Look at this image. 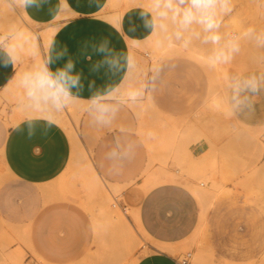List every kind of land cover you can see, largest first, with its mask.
Wrapping results in <instances>:
<instances>
[{"label":"crops","instance_id":"crops-1","mask_svg":"<svg viewBox=\"0 0 264 264\" xmlns=\"http://www.w3.org/2000/svg\"><path fill=\"white\" fill-rule=\"evenodd\" d=\"M0 3L3 4L2 20L6 25V3L4 0H0ZM21 5L32 21L45 25L37 32L47 26L56 29L46 49L43 48L41 41L35 46L30 44L25 47L22 44L23 38L17 37L11 46L12 53L18 60L25 58V63L30 62L27 73H34L42 67H48L52 73H56L61 69L66 70V65L72 62L74 69L69 75L79 76L78 86L69 89V98L75 105L77 103L76 112L85 109L91 101L90 98L104 97L98 101L109 103L115 112L119 108L129 111L136 117L139 128V117L133 103L147 102L159 113L165 126L167 128L171 126L170 146L159 149L167 152L179 166L181 163L183 166H192L198 160L206 165L215 164L216 180L230 188L224 183V179L227 172L234 170V166L228 169L222 167L221 158L214 149H210L205 138L189 146L187 144L189 129L179 128L177 119L170 112L171 108H168V111L161 103V69L172 65L174 61L177 64L184 62L201 70L203 66L206 74V80L204 75L202 77L205 92L202 94V101L193 111V121L198 122L199 118L200 121L207 119L208 112L205 113V109L214 114H209L210 117H216L217 114L218 117L220 112H222L220 116L227 113L232 123H236L238 127L252 126L251 138L254 141L256 156L257 138L261 140L264 151V67H248V61L256 56L262 45L257 42L256 36L264 32L258 28L260 21L264 27V11L255 6V3L242 6L229 14L205 45H200L193 38L191 25L184 27L179 20L174 22L170 18L164 20L166 30L160 28L158 23L155 34H152L151 15L142 16V12L151 9V0H30L31 6L25 8L22 3ZM219 14L221 12L218 10ZM8 16L10 18V15ZM250 28L254 29L252 33L247 32ZM214 34H218L220 39L213 41ZM37 37L39 40L38 35ZM38 47L40 55L32 56L29 60L28 52L37 50ZM221 48L227 59L220 56ZM12 53L0 41V98L10 101L22 100L26 98L27 90L21 84L23 78L17 76L16 61ZM214 54L221 59L218 57L214 59ZM178 55H184L188 59ZM212 58L214 60H210ZM214 67L225 69L226 83L224 79H220L222 77L215 80L212 71L215 70ZM147 71L150 77L146 89L144 80L139 78L138 74L141 72L146 74ZM252 78H255L259 85L258 92L253 93L247 89L236 92L234 86L237 81L243 84V81ZM220 88H223V94L227 88L226 95H219L222 91ZM132 92H139L140 95L136 99H131L129 94ZM213 92L217 93L218 97L214 96ZM50 102L49 99L37 103L30 97L24 109L19 110V105L15 106L10 113L8 125L0 120L1 164L9 175L24 185V188L11 191L19 200L8 197L0 200V211L4 212L3 218L10 225H20L24 217L32 215V250L35 256H42L44 261L49 262L93 256L98 236L90 232V221L82 215L79 207L66 203L43 206L38 198L44 196L42 193L52 190H58L62 194H73L76 180L80 182L81 189L93 196L96 180L99 179L88 156L81 152L80 142L79 145H74L69 127L64 126L48 112ZM63 110L73 124L79 141L70 110L67 107ZM49 122H52L51 127L48 126ZM141 138L148 146L142 135ZM173 141H177L176 145ZM120 147L124 148L123 145ZM182 152L188 155L187 158H183ZM77 153L78 160L75 159ZM191 153L202 155L193 159ZM179 158L181 162L178 161ZM182 159H185L184 162ZM141 163L138 161V170ZM179 166L173 170L164 161L151 169L152 173L159 175L165 171L178 172ZM106 172L112 181H117L116 185L112 186L118 185V189L113 188L118 191L120 189L118 203L124 208L128 224L135 231L137 239L144 242L139 248L143 251L147 248V251L139 255L132 264H180L181 258L186 256L182 253L185 247L193 250V256H200L199 259H194L193 264H202L206 259H211L212 256H207L209 254L206 250H200L197 243H190L192 238H205L208 249L212 250L213 256L220 259L244 264L256 260L259 256L257 261L250 263L264 264V217L258 215L264 211L252 204H234L232 198L229 199L241 194L219 198L205 209L190 185H186L196 182L192 175L186 172L181 175L182 178H177L178 181L166 180L167 178L162 175L158 182L148 186L144 182L147 179L146 173L142 175L138 172L134 175L132 170L115 171L108 166ZM256 172L257 167L249 169L246 175L244 174V180L250 181L248 185L242 181L239 183L250 190L251 179ZM103 182L105 184H102L103 187L108 186V189L112 187L104 180ZM244 195L243 197H246ZM98 201L101 203V200ZM116 226L117 239L123 244L129 240V230H126L128 229L126 224H119L118 228ZM2 233L0 228V234ZM123 235L126 240H121ZM0 240V247L3 248L5 243L4 250L8 251L7 243L2 241L4 238L1 237ZM169 246L173 250L168 249ZM126 249L122 256L124 255V260L128 261L129 251ZM9 252L22 255L19 249L12 251L10 249ZM28 256L33 255L28 252ZM0 264L12 263L8 258L0 256Z\"/></svg>","mask_w":264,"mask_h":264},{"label":"rangeland","instance_id":"rangeland-1","mask_svg":"<svg viewBox=\"0 0 264 264\" xmlns=\"http://www.w3.org/2000/svg\"><path fill=\"white\" fill-rule=\"evenodd\" d=\"M6 2L9 1L6 0ZM231 3V12H221V14L217 15L219 26L223 25L229 14L237 11L242 6L255 3V6L264 11V0H232ZM3 10V4L0 3V34H2V36H0V41L4 43L12 53L11 46L20 35L21 28L14 30L8 29L2 20L4 18ZM258 21H260V19H258ZM31 26H34L33 29L39 30L45 25H22V27L27 28L31 33L29 36L23 38L22 44L25 47L33 44L32 42L39 43L38 37H36V31H32ZM190 27L194 33L193 38L200 45H205L211 34L216 31V29L206 30L204 26L200 24H192ZM258 28L259 30H264L261 21ZM35 55H40V47H38L37 50L28 52L27 57L30 56L29 60H31V57ZM178 56L186 57L184 55ZM14 58L16 61L17 76L23 78L27 73L30 62L28 61L25 63V58L22 60H18L15 56ZM248 62V67H264V44L259 47L256 52V56ZM201 67L202 70L194 68L190 64L186 65L184 62L177 64V62L174 61L172 65L162 68L160 71V77L162 79L160 84L161 103L167 110L168 108H171L170 112L178 120L179 126H181L182 129H189V138L187 141L189 146L193 142H196L201 138H205L209 142L210 149H214L217 156L221 158L223 163L221 164L222 167L224 166L228 169L230 166H234V170L227 172V177L224 179V183L227 186H230L229 192L226 193V195L223 194L219 196L217 199L229 195L232 196L241 194V196H234V198L230 197L229 199L232 198L234 204H252L257 206L258 209L260 208L264 211V151L259 156L258 153L256 156L254 152V141L251 138L252 126L241 125V127H238L236 123H232L230 118L227 116V113L220 116L218 119L216 117H208L207 119L198 122H194L192 119L193 111L202 101V94L204 95L203 92H205L202 84V77L204 75L206 80V74L205 68L203 66ZM138 77L144 80V87L147 89L146 86L148 85V79L150 77V75H148V71L146 74H143L142 72L139 73ZM200 98L201 100H199ZM29 99L30 97L28 94L26 98L22 100L10 101L3 97L0 98V120L2 122H6L8 125L10 113L14 108H16L15 106L19 105V110L24 109L25 105L29 102ZM97 103L101 105H108V111L101 114L97 104H93L90 101L85 109L76 112V115L72 117L74 118L72 121L77 128L80 146L95 167L97 176L102 182L104 180L109 185L117 183V181H112L110 176L107 174L106 166L115 171L132 170L134 175L138 172L143 175V173H146L145 169L147 167L155 168L162 164V162L166 161L168 167L175 170L177 165L168 156L167 152L160 150L159 148H151L150 150V147L144 144L141 135L137 131L138 121L132 113L123 108H119L118 111L115 112L112 110L111 105L104 101H98ZM101 116L102 118H98ZM121 145H123L124 148L120 147ZM201 155H193L191 153V157L193 159L196 157L198 158ZM152 156L154 157V160H152ZM75 159H79L78 153L76 154ZM138 161L142 162L139 170ZM251 163L253 164L250 165ZM256 167L257 172L251 179L252 188L249 190L245 185H248L250 181L244 180V174L246 175V172L249 169ZM149 173H152V169H150ZM146 174L148 176V173ZM190 175H192L193 179L197 181L193 172H190ZM240 181H242L245 185L239 183ZM177 183L184 185L181 182ZM74 187L75 193L73 194H62L59 193L58 190L42 193L44 196L38 198L41 200L40 204L43 206H49L66 203L79 207L83 212L82 215L90 221V232L95 235L97 226L95 225L94 218L98 214L97 212L99 206L102 205V202L99 203L95 196H91L89 193L81 189V185L78 180L74 181ZM21 188H24V185L15 177L9 175L3 168L0 155V200L2 201L7 197L13 200H19V197L11 191ZM113 194L114 198L116 197L117 200L112 198L113 196H109V198L105 200L106 204L104 205L106 206L109 203L106 206L109 210L119 209L116 206H113V203L120 200V194L116 191H114ZM244 194L246 197H243ZM109 205L111 206L109 207ZM120 208L124 211L122 206ZM258 215H262L264 217V212ZM0 217V228L4 231L5 237L3 238L7 243V247L11 250H21V264H40L41 262H44L45 264H94L95 262V259L92 256H80L79 258H69L61 261H44L42 256H35L36 254L32 250V215L24 217L20 222V225H10L6 222L3 218L5 217L3 211H0ZM132 231L135 239L133 237V240L132 237H130L128 241L130 247L128 255L129 260H125L128 263L135 261L139 255L147 251V248H145L146 251L139 248L140 244L142 246L144 242L138 240L135 231L133 229ZM90 247L91 245L88 246V251H90ZM28 252L32 253L33 256H28ZM192 252L193 250L190 247H185L182 251L183 254L191 255L189 256L190 264L195 262ZM206 253L209 254L207 256H212V258L206 259L202 264H240L213 256V252L210 248L206 250ZM258 258L259 256L256 260L249 261L246 264L255 262Z\"/></svg>","mask_w":264,"mask_h":264},{"label":"bare ground","instance_id":"bare-ground-1","mask_svg":"<svg viewBox=\"0 0 264 264\" xmlns=\"http://www.w3.org/2000/svg\"><path fill=\"white\" fill-rule=\"evenodd\" d=\"M4 2L6 3L5 6H6V13H7L6 14V16H7V21H6L7 28L10 29V30L21 28V33H20V35L18 37L24 38L26 36H29V34H31L30 31L27 28L22 27V25L23 24L32 25V24H37V23L35 21H32L26 15V13L23 11V9L21 7L22 6L21 5V0H12L11 2H6V0H4ZM8 15H10V18H9ZM31 27H32V31H36L37 35L39 36V42L41 41V43L43 45V48L46 49L48 44H49V42H50V40H51V38H52V36H53V33L55 32L56 28L53 27V26H47V27H45V28H43V29H41L40 31L37 32L36 29H33L34 26H31ZM32 43L34 45H37L38 42H32ZM217 51H218V49H217ZM220 51H222V48H221ZM221 53L224 54L223 51ZM213 56H215V54ZM217 57L215 56L213 58L215 59ZM213 58L210 59V60H214ZM204 59H206V58H204ZM216 60L218 61V59H216ZM218 63H219V61H218ZM221 66L222 65H218V67H221ZM218 67L216 69L214 67L215 70H212V71H214L213 75L215 76L216 79L214 77H211V78L217 80V78L222 77L220 79H224L223 81H224V83H226L227 82L226 71H225V69H223V68L219 69ZM223 81H222V84H223ZM217 83H219V82L217 81ZM217 85L219 86V84H217ZM223 86L226 87V85H223ZM224 90H225V88H224ZM226 90H227V88H226ZM226 90L224 92L225 95H226ZM215 91H217V89ZM214 92H213V94H215ZM222 92H223V90L221 91V93ZM221 93H219V95H224L223 93L222 94ZM216 94L214 96L218 97ZM219 99H221V97H219ZM219 103H220V101H219ZM66 104H67V108L71 112L72 117L74 115H76V105H77V103L75 105L73 103V100L68 98L67 101H66ZM221 104L223 105V101H222ZM133 106H134V108H135V110H136V112L138 114V117H139L138 132L145 139L146 143L150 147V150H151V148H161V149L168 148V146H170V142L169 141L171 140L170 139V134L171 133L169 134V131L172 132V130H170L171 126L170 127L168 126L169 128H167V126H165V124H164L165 122L160 118L159 113H157L154 109H152V107L149 106V104L147 102L133 103ZM48 109H49L48 112L50 114H52L55 118H57L64 126H66V127L68 126L69 127V131H70V134H71V136L73 138L74 145H77V144L79 145V141H78V138L76 136V133H75V130H74V126L70 122V119L65 114L63 108L58 109L56 107V105L51 101L49 103ZM205 110H206L205 113L208 112V115L212 114L209 111H207V109H205ZM222 110H223V108H222ZM213 112H214V110H213ZM217 113H219V112H217ZM221 113L222 112H220L218 117H217L218 114L216 115L217 119L220 118ZM208 115H207V117H210ZM212 115H214V114H212ZM197 117H199V116H197ZM72 119L74 120V118H72ZM199 119H198V121H200ZM179 128H181V126ZM180 132H181V130H180ZM174 134H176V133H174ZM177 136H178V134H177ZM180 136H182V135H180ZM183 136H184V134H183ZM172 139H174V138H172ZM178 139L179 138H177V140ZM176 142L173 141L174 144ZM175 145H173V147ZM256 148H257L256 151H257L258 156H259L261 154V152L263 151V146H262L261 140L259 138H257ZM174 149H175V147H174ZM174 149H172V150H174ZM81 152L83 153V155L85 154L82 149H81ZM184 153L185 152H182V154H184ZM186 156H188V155L184 154L183 158L186 157ZM152 160H154V159H152ZM182 160H183L182 162H184L185 159H182ZM175 161H176V159H175ZM178 161H180V158H179ZM182 164L183 163H181L180 166H179V163L177 164L179 166V171L178 172H172V171H165L164 170L165 172H161L159 175L158 174H154V173H149L151 167H147L145 171H146V173H148V176H147V179H145L146 181L144 180L145 185L148 186V185H151L153 183L158 182L160 180V176H162V175H164L167 178L166 180L170 179V180L178 181L179 179L177 180V178H182L181 175L184 174L185 172L188 175H190V172H193V175L196 177L197 181L196 182H192L191 184H186V185H190L189 187L196 194V196L199 199L201 205L205 209L209 208L211 206V204L219 196H221L223 194L226 195V193L229 192V190H230L229 187H225L222 184L221 181L218 182L216 180V178L214 176V172H215V169H216L215 164L206 165V164H202L199 160L192 166H189V165L188 166H183ZM150 165H148V166H150ZM183 178H184V175H183ZM161 179H163V178H161ZM103 183L99 179H97L96 183H95V187H94V193H93V196L97 197L98 200H101V202H102V205L99 206V212H97L98 213L97 215H99V216L96 215L95 218H94L95 225L97 226V229H96V234L97 235L96 236H98L97 237V241H96V245L94 244L96 247H95V249L93 251V256H92L95 259L94 264H132L133 262H129V263L126 262L124 260V255L122 256V252H124V250L126 248H127L126 250L129 251V248H130L129 247V243H128L129 240L128 241H124L123 244L121 243L122 244L121 245L120 242H119L120 239L119 240L117 239V229H115L116 225L119 226V224H126L127 225L126 227L128 228L126 230H129V236L132 237V238L134 237L133 231H132L130 225L128 224V221H127V218H126V213L120 208V205H119V203L117 201H116V203H113V206H116L119 209L109 210L106 207L109 203L106 206L104 205V204H106L105 200L108 199L109 196H113L112 198H114V194H113L114 191H118V190H116L114 188L117 187L118 185L114 187V185L112 186L110 184L112 187L111 186H109V187H111V188L114 187V188L113 189L109 188L110 190H112V191H109V189L107 188L108 186L107 187L104 186L106 189L102 186ZM103 185H105V184H103ZM117 189H118V187H117ZM118 192H120V189H119ZM114 199H116V197ZM110 206L111 205H109V207ZM132 214L134 215V217L136 219L135 213L133 212ZM141 230H143V229H141ZM3 233H4V231H3ZM3 233L0 234V238L2 237V239H3V237H5V234H3ZM122 238L123 239H121V240H126V239H124V235L122 236ZM2 241L4 243L5 239L2 240ZM0 242H1V240H0ZM3 243H2V245H3ZM190 243L191 244L197 243L200 250H207L208 249V245H207V242H206L205 238H201V239H198V238H194L193 239L192 238V239H190ZM3 246H4L3 248L0 247V248H2L0 250L1 251V255L0 256H2L4 258H8L9 261L12 264H21V256H20V254L19 253H16V254L11 253V252H9L10 249L8 251L4 250V249H6L5 248V243H4ZM168 249L173 250V248L170 247V246L168 247ZM193 258L197 260V259L200 258V256H193ZM249 264H251V263H249Z\"/></svg>","mask_w":264,"mask_h":264},{"label":"clouds","instance_id":"clouds-1","mask_svg":"<svg viewBox=\"0 0 264 264\" xmlns=\"http://www.w3.org/2000/svg\"><path fill=\"white\" fill-rule=\"evenodd\" d=\"M21 3L25 8L31 6L30 0H21ZM151 3V9L147 12H142V16L151 15L152 34H155L158 23L160 28L166 30L167 25L164 23V20L169 18L174 22L179 20V23L184 27L200 24L206 30L216 29L219 27V20L217 19L218 10L223 13H228L232 10L231 0H151ZM253 31L254 29L251 28L247 30L248 33H252ZM212 39L213 41H217L220 39V36L214 34ZM256 39L258 43L264 44V32L259 33ZM100 50L103 51V49ZM220 56L227 59V56H224L223 53ZM220 56H218V59ZM73 69L74 64L72 62L66 65V70L61 69L56 73H52L48 67H42L34 73H26L21 84L27 90L28 96L33 98L37 103L41 100L48 101L50 99L58 109L66 108V101L70 97L69 89L78 86L79 82L78 75H69V72ZM234 87L237 93L245 89L253 93L259 91V85L255 78L245 80L243 84L237 81ZM139 95V92L129 94L131 99H136ZM110 97L111 94H109ZM100 99H104V97L97 96L90 98L93 104H97L99 112L103 114L108 111L109 106L98 104L97 102ZM98 118H102V116ZM48 126L51 127L52 122H49Z\"/></svg>","mask_w":264,"mask_h":264},{"label":"built area","instance_id":"built-area-1","mask_svg":"<svg viewBox=\"0 0 264 264\" xmlns=\"http://www.w3.org/2000/svg\"><path fill=\"white\" fill-rule=\"evenodd\" d=\"M189 262V254H186V256H183L180 260V264H188Z\"/></svg>","mask_w":264,"mask_h":264}]
</instances>
